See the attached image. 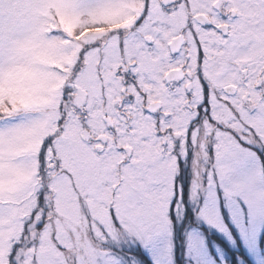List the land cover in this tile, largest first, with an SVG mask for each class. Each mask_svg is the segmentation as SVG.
<instances>
[{
	"label": "snow or ice",
	"instance_id": "obj_1",
	"mask_svg": "<svg viewBox=\"0 0 264 264\" xmlns=\"http://www.w3.org/2000/svg\"><path fill=\"white\" fill-rule=\"evenodd\" d=\"M189 160L255 240L264 0H0V264H165Z\"/></svg>",
	"mask_w": 264,
	"mask_h": 264
},
{
	"label": "rangeland",
	"instance_id": "obj_2",
	"mask_svg": "<svg viewBox=\"0 0 264 264\" xmlns=\"http://www.w3.org/2000/svg\"><path fill=\"white\" fill-rule=\"evenodd\" d=\"M193 179L194 163L189 160L182 167L179 182L183 188V203L177 206L170 246L165 250V264H193L189 247L192 237L197 239L201 249L198 264H264V226H256V238L250 242L233 222L227 208L221 209L226 231L210 226L198 217L202 201L192 199ZM210 233L217 234L225 245L211 238ZM124 252L134 256L135 264H154L157 260V254L151 249L131 242L124 245Z\"/></svg>",
	"mask_w": 264,
	"mask_h": 264
},
{
	"label": "trees",
	"instance_id": "obj_3",
	"mask_svg": "<svg viewBox=\"0 0 264 264\" xmlns=\"http://www.w3.org/2000/svg\"><path fill=\"white\" fill-rule=\"evenodd\" d=\"M211 238L215 239L217 242H219L222 245H225L224 242L220 239V237L215 233H210Z\"/></svg>",
	"mask_w": 264,
	"mask_h": 264
}]
</instances>
